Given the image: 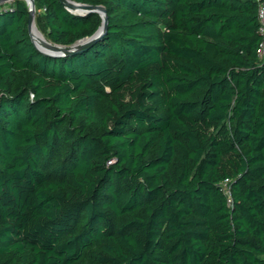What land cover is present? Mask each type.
<instances>
[{"label": "trees", "instance_id": "1", "mask_svg": "<svg viewBox=\"0 0 264 264\" xmlns=\"http://www.w3.org/2000/svg\"><path fill=\"white\" fill-rule=\"evenodd\" d=\"M77 1L0 4V264H264L260 0Z\"/></svg>", "mask_w": 264, "mask_h": 264}, {"label": "water", "instance_id": "2", "mask_svg": "<svg viewBox=\"0 0 264 264\" xmlns=\"http://www.w3.org/2000/svg\"><path fill=\"white\" fill-rule=\"evenodd\" d=\"M13 1V0H0V3ZM61 3L74 14H85V13H99L103 19L100 28L91 36L84 37L74 42L71 45H62L64 48L62 51L53 52L47 51L40 48L34 41L33 36V27L36 24L35 15H36V4L35 0H27V4L29 7V31L31 40L36 46V48L44 55L52 56V57H66L71 56L80 52H83L90 47H92L95 43L101 40L107 32L108 26V14L107 9L103 5H91L82 2H78L77 0H60ZM59 45V44H58Z\"/></svg>", "mask_w": 264, "mask_h": 264}, {"label": "bare ground", "instance_id": "3", "mask_svg": "<svg viewBox=\"0 0 264 264\" xmlns=\"http://www.w3.org/2000/svg\"><path fill=\"white\" fill-rule=\"evenodd\" d=\"M33 36L35 43L43 50L59 52L63 50L62 45L54 44L35 24L33 27Z\"/></svg>", "mask_w": 264, "mask_h": 264}, {"label": "built area", "instance_id": "4", "mask_svg": "<svg viewBox=\"0 0 264 264\" xmlns=\"http://www.w3.org/2000/svg\"><path fill=\"white\" fill-rule=\"evenodd\" d=\"M259 5L260 6L258 10V17H259V23H260V31H261L263 38L258 47V55L262 57L264 56V0H260Z\"/></svg>", "mask_w": 264, "mask_h": 264}, {"label": "rangeland", "instance_id": "5", "mask_svg": "<svg viewBox=\"0 0 264 264\" xmlns=\"http://www.w3.org/2000/svg\"><path fill=\"white\" fill-rule=\"evenodd\" d=\"M4 3V2H3ZM1 4V3H0Z\"/></svg>", "mask_w": 264, "mask_h": 264}]
</instances>
